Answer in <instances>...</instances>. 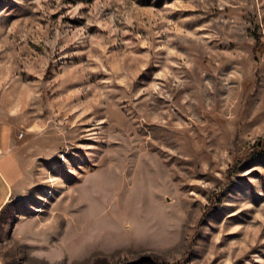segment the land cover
Returning a JSON list of instances; mask_svg holds the SVG:
<instances>
[{
  "label": "rangeland",
  "instance_id": "374dc122",
  "mask_svg": "<svg viewBox=\"0 0 264 264\" xmlns=\"http://www.w3.org/2000/svg\"><path fill=\"white\" fill-rule=\"evenodd\" d=\"M0 126V264H264V0H0Z\"/></svg>",
  "mask_w": 264,
  "mask_h": 264
},
{
  "label": "crops",
  "instance_id": "0c3cea01",
  "mask_svg": "<svg viewBox=\"0 0 264 264\" xmlns=\"http://www.w3.org/2000/svg\"><path fill=\"white\" fill-rule=\"evenodd\" d=\"M0 185L3 187L0 193V214L9 203L11 195V184L14 181L19 164L13 156L14 147L17 143L16 135L6 126H0Z\"/></svg>",
  "mask_w": 264,
  "mask_h": 264
},
{
  "label": "trees",
  "instance_id": "16d2710c",
  "mask_svg": "<svg viewBox=\"0 0 264 264\" xmlns=\"http://www.w3.org/2000/svg\"><path fill=\"white\" fill-rule=\"evenodd\" d=\"M258 38H260V37H258ZM260 44V40H258V45ZM257 49H258V47H257ZM264 152V143H259L257 146H256V150H255V153H256V155H258V154H261V153H263Z\"/></svg>",
  "mask_w": 264,
  "mask_h": 264
}]
</instances>
